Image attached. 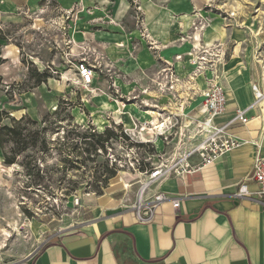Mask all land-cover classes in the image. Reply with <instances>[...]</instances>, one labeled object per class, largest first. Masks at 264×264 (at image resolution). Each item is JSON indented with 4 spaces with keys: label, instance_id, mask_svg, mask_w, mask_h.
Segmentation results:
<instances>
[{
    "label": "rangeland",
    "instance_id": "374dc122",
    "mask_svg": "<svg viewBox=\"0 0 264 264\" xmlns=\"http://www.w3.org/2000/svg\"><path fill=\"white\" fill-rule=\"evenodd\" d=\"M31 3L34 12L27 10L0 27V258L4 264H23L50 235L72 224L77 198L82 202L88 193L109 189L126 193L138 186V173L159 163L162 158L152 156L154 145L139 144L137 150L127 138L124 130L134 129L135 122L147 124L149 135L153 129L151 122L124 114L127 106L155 113L157 120L159 115L168 116L164 113L170 101L180 96L188 112L202 101L196 76L209 68L208 58H214L215 69L223 68L236 51L241 61L252 55L255 61L264 58V0ZM191 13L203 17H187L190 29H184L179 15ZM227 29L247 30V39L231 43ZM210 37L213 42L208 44ZM143 53L163 66L145 70ZM81 61L95 67L97 86L78 84L76 65ZM177 63L186 64L190 75L183 78L177 73V87L159 92L157 74L167 65L176 69ZM40 77L45 82L37 86ZM153 101H161L159 107ZM106 130L113 136L99 137ZM149 135L145 139H151ZM136 159L141 168L135 170Z\"/></svg>",
    "mask_w": 264,
    "mask_h": 264
},
{
    "label": "crops",
    "instance_id": "0c3cea01",
    "mask_svg": "<svg viewBox=\"0 0 264 264\" xmlns=\"http://www.w3.org/2000/svg\"><path fill=\"white\" fill-rule=\"evenodd\" d=\"M32 5L31 0H0V27L30 12ZM201 15H179L178 22L190 29L186 23L191 21L186 18ZM169 19L165 16L163 20L170 24ZM246 32L227 29V36L231 43H237L247 39ZM211 42L210 37L208 44ZM234 53L224 61L223 68H213L216 64L211 58L207 64L212 69L205 68L196 76V90L202 92L211 78L218 77L227 93L228 109L216 123L232 121L238 109L245 111L248 122L231 126L229 135L237 145L214 164L151 185L146 197L163 192L179 198L178 210L170 202L163 203L156 209L153 222L141 223L131 208L139 185L126 193L114 189L88 193L73 223L50 235L45 245L23 259V264H264V196L235 195L237 184L251 176L257 156L264 157V99L257 101V96L264 93V58L255 61L252 55L241 61L240 54ZM142 58L145 70L163 66L146 53ZM184 65L176 64V72L183 78L191 73ZM97 77L95 74L92 87L97 86ZM156 102L159 107L161 101ZM200 102L188 112L199 116ZM133 109L129 110L130 117L143 123L150 118L154 127L160 124L153 119L155 113L145 115Z\"/></svg>",
    "mask_w": 264,
    "mask_h": 264
},
{
    "label": "built area",
    "instance_id": "2783aa9c",
    "mask_svg": "<svg viewBox=\"0 0 264 264\" xmlns=\"http://www.w3.org/2000/svg\"><path fill=\"white\" fill-rule=\"evenodd\" d=\"M208 59L211 60V58ZM201 60L205 61L206 59L203 57ZM76 73L79 85L86 88L92 85L95 67L81 61L76 65ZM156 77V87L161 93L172 92L179 83L176 69L171 65H167ZM217 80L218 77L214 76L209 80L208 88L201 92L202 104L198 111L199 116L189 112L183 113L182 110L186 106V101H183L185 98L177 96L175 101H170L166 113H164L165 116L166 114L168 116H158L157 120L162 125L161 130L155 129L154 131L151 128L152 134L149 135L147 124L137 122H135L134 129L125 128L124 132L129 141L134 147H138L135 149H140L139 144L150 143L156 150V153L152 154L153 158L156 155L162 158L158 164L152 165L150 168L147 167L139 173L143 178L139 182L136 199L131 206L139 222H153L156 209L163 203H172L176 211L180 207L181 199L173 198L163 192L146 197L153 183L173 176L180 177L186 173H193L208 167L237 145L229 135V130L235 123L246 124L248 118L244 110L238 109L232 121L225 124L216 123V119L224 115L228 109L226 90ZM150 125L154 128L153 123ZM145 135H149L151 139H145ZM261 137L264 140V128L261 131ZM195 159L198 162L195 163ZM132 167L135 170L141 168L140 160L136 159ZM252 185L255 186L254 189L251 188ZM235 195L239 198L264 196V157L257 156L251 176L237 184ZM75 203L78 207L81 206L80 199L77 198ZM0 264H4L1 258Z\"/></svg>",
    "mask_w": 264,
    "mask_h": 264
},
{
    "label": "bare ground",
    "instance_id": "6f19581e",
    "mask_svg": "<svg viewBox=\"0 0 264 264\" xmlns=\"http://www.w3.org/2000/svg\"><path fill=\"white\" fill-rule=\"evenodd\" d=\"M234 62V61H233ZM233 65V64H232ZM202 79V78H201ZM212 79V78H211ZM204 83V82H203ZM200 84V83H199ZM208 85H209V81H208V83H207V87H206V89L208 88ZM206 89H204V90H206ZM203 90V91H204ZM264 98V96H262L259 100H258V102H260L262 99ZM130 106V107H129ZM129 106H127L126 107V110H125V113L124 114H129V110H130V108H135V110H138L139 112H142L143 114H145V115H148L150 112H148V111H141V110H139L135 105H129ZM134 109H133V111H135ZM132 114V113H131ZM145 119V118H144ZM144 121H146V122H151V120H150V118L148 119H146V120H144ZM145 123V122H144ZM157 125V124H156ZM161 127H162V125H158V126H156V127H154L153 129H154V131H155V129L156 130H161ZM139 174V173H138ZM143 178V176L141 175V174H139L138 175V181H137V185H139V182H140V180ZM126 187V186H125ZM128 188V187H127ZM6 236L7 237H10L9 236V233H6Z\"/></svg>",
    "mask_w": 264,
    "mask_h": 264
},
{
    "label": "trees",
    "instance_id": "16d2710c",
    "mask_svg": "<svg viewBox=\"0 0 264 264\" xmlns=\"http://www.w3.org/2000/svg\"><path fill=\"white\" fill-rule=\"evenodd\" d=\"M38 83H37V86H40L42 83H44L45 81L43 80V77L41 78H39L38 79V81H37ZM20 121H22V120H20ZM16 122V121H15ZM1 134V133H0ZM107 134H111V136H113V133L112 132H108L107 130L104 132V134H101V136H99V137H102V135H107ZM90 147H93V144H91L90 145ZM88 151H89V148H88ZM7 163H10V162H8L7 161Z\"/></svg>",
    "mask_w": 264,
    "mask_h": 264
}]
</instances>
